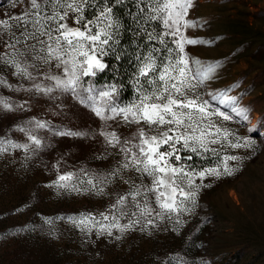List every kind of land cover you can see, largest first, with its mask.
Segmentation results:
<instances>
[{"label":"rangeland","instance_id":"rangeland-1","mask_svg":"<svg viewBox=\"0 0 264 264\" xmlns=\"http://www.w3.org/2000/svg\"><path fill=\"white\" fill-rule=\"evenodd\" d=\"M25 7V3L13 7L10 0H0V14L4 16L19 13ZM186 19L196 27L184 29V35L207 43L186 44L185 54L190 61L218 65L211 79L197 91L204 99L211 100L209 93L215 95L231 89L228 94L238 98V106L249 110L247 127L236 121L213 118L238 136L252 138L251 148L226 149V154L243 158L238 172L232 177L203 181L205 186L198 191L195 205H189L191 213L181 214L179 223L174 215L171 219H156L154 226L135 224L123 232L113 228L112 235L101 233L98 228L84 230L67 218L79 219L85 215L99 218L119 195L128 192L129 185L113 178L105 185L103 194L93 190L71 191L56 186L58 177L68 172L107 176L118 167L122 154L119 146H108L100 132L115 131L123 142L132 140L141 125L125 123L119 117L101 120L69 94L35 93L30 90L32 81L12 75V69L0 63V78L13 85V88L0 86V96L13 103L26 102V110L8 112L0 108V139L26 144L29 141L19 128L28 126L30 119L47 121L50 125L49 129L35 132L43 142L39 149L0 152V264H160L183 259L179 251L188 246L195 232L196 243L206 247L224 237L222 234H232L235 224L242 229L262 226L264 125L260 122L264 118V0H193ZM153 29L160 31L155 25L149 30ZM233 29L247 31L237 33ZM254 31L259 34L254 36ZM137 35L142 36L144 45L139 54L146 55L153 47H162L149 42L143 29ZM4 38L0 36V40ZM89 82L92 84L90 78ZM136 99L134 78L133 97L121 106ZM52 128L88 135L57 136ZM216 159L211 157L201 163L212 166ZM128 176L135 178L137 174L121 173L122 178ZM214 209L236 222L217 220ZM119 223L130 221L122 217ZM204 259L208 260L209 256L205 254ZM249 261L252 255L247 254L237 264ZM227 262L222 260L223 264Z\"/></svg>","mask_w":264,"mask_h":264},{"label":"snow or ice","instance_id":"snow-or-ice-1","mask_svg":"<svg viewBox=\"0 0 264 264\" xmlns=\"http://www.w3.org/2000/svg\"><path fill=\"white\" fill-rule=\"evenodd\" d=\"M10 2L13 7L26 4L19 13L0 14V36L5 37L0 40L3 44L0 63L10 67L12 75L32 81L30 90L44 96L69 94L101 120L119 117L125 123L141 125L132 140L123 142L115 131L100 132L108 146H119L122 154L118 167L107 176L68 172L58 177L56 186L71 191L93 190L103 194L105 185L113 178L129 185L128 192L119 195L99 218L93 215L79 219L68 217L72 223L84 230L98 228L108 235H112L113 228L123 232L135 224L154 226L156 219H171L174 215L179 223L181 214L191 213L189 205H195L198 191L205 186L203 181L232 177L238 172L243 158L226 154V149L251 148L252 138L238 136L213 118L236 121L247 127L249 110L238 106V98L228 94L231 89L215 95L209 93L211 100L204 99L197 91L211 79L218 65H202L199 60L190 61L185 54L186 44L207 43L183 33L184 29L196 27L186 19L193 0ZM121 9H126L133 23L138 25L137 33L143 29L149 42L162 46L153 47L146 55L135 56L137 99L123 106L116 100V84L97 88L89 82V78H95L110 67L104 57L114 52L113 45L119 42ZM153 25L160 31L149 30ZM114 58L119 60L120 56ZM0 86L13 88L4 78H0ZM0 108L8 112L18 108L26 110V102L13 103L0 96ZM260 123L264 125V118ZM27 125L19 131L25 133L29 143L0 139V152L39 149L43 142L35 132L49 129L50 125L34 118ZM51 130L57 136L88 135ZM211 157L217 158L212 166L201 163ZM123 172L137 176L122 178ZM122 217H128L130 223L121 225Z\"/></svg>","mask_w":264,"mask_h":264},{"label":"trees","instance_id":"trees-1","mask_svg":"<svg viewBox=\"0 0 264 264\" xmlns=\"http://www.w3.org/2000/svg\"><path fill=\"white\" fill-rule=\"evenodd\" d=\"M88 11L90 13L91 9ZM121 13L120 22L122 26L118 36L119 42L113 45L115 51L109 52L104 58L110 67L95 78H90L92 85L98 88L116 84L118 87L116 100L120 105L133 97L135 56L144 50V45L141 43L142 36L137 35L136 31L138 25L133 23V18L128 15L126 9H121ZM236 25L239 24L234 23V26ZM235 30L237 33L241 30L242 32L247 31L245 29H233V31ZM248 30L251 31V29ZM257 34L259 33L254 31L253 35L257 36ZM116 55L120 56L119 60L114 58ZM215 214L219 221L233 220L236 222L235 219H229L220 211L215 210ZM235 226L232 234H222L224 237H219L206 247L196 243L198 233L195 232L188 246L179 251V254L183 255V259L161 261L160 264H223V259L228 260L227 264H237L238 261H243V257L247 254L252 255V261L247 264H264V223L259 229L254 227L242 229L237 224ZM205 254L209 256L208 260L204 259Z\"/></svg>","mask_w":264,"mask_h":264}]
</instances>
